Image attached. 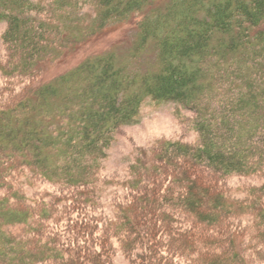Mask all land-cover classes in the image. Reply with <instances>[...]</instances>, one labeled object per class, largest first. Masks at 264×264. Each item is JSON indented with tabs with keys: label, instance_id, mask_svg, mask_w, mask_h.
<instances>
[{
	"label": "trees",
	"instance_id": "trees-1",
	"mask_svg": "<svg viewBox=\"0 0 264 264\" xmlns=\"http://www.w3.org/2000/svg\"><path fill=\"white\" fill-rule=\"evenodd\" d=\"M137 17L122 57L109 51L49 82H33L43 63L71 57L108 27ZM0 23L13 61L4 72L31 81L13 103L0 106V264L65 257L64 264H81L55 238H43L46 218L34 219L33 210L19 204L12 181L28 172L27 179L90 185L114 134L135 123L146 99L190 112L198 138L195 145L163 143L154 159L160 168L171 166L185 178L195 166L224 176H264V0H0ZM189 183L188 192L180 187L175 197L167 189L166 200L192 211L222 208L209 188ZM259 217L264 228V211ZM212 218L204 216L218 219ZM19 226L28 228L22 237L7 230ZM125 229L137 232L129 240L160 241L153 227L149 235ZM149 253L155 264L162 262L156 249ZM241 262L237 252H224L195 264Z\"/></svg>",
	"mask_w": 264,
	"mask_h": 264
},
{
	"label": "rangeland",
	"instance_id": "rangeland-1",
	"mask_svg": "<svg viewBox=\"0 0 264 264\" xmlns=\"http://www.w3.org/2000/svg\"><path fill=\"white\" fill-rule=\"evenodd\" d=\"M138 19L108 27L97 41L71 57L43 63L33 82H49L84 59L109 51H116V55L122 57L132 46ZM5 29L6 25L0 23V106L13 103L31 82L27 83L24 76H8L4 72L7 63L13 62L2 41ZM192 121L193 115L176 104L146 99L135 123L119 128L114 134L90 185L66 187L39 178L27 179L28 172H25L12 181L23 198L19 204L31 208L34 219L45 217L43 238H55L78 254L81 264H155L156 260L149 256L153 249L162 259L159 264H195L207 254L218 256L224 252H237L241 264H264V244L261 243L264 239L259 238L264 233L259 219L264 211L263 175L224 176L195 166L189 167L185 178L176 176L171 166L162 169L155 163L163 143H197ZM190 181L198 187L209 188L214 197L221 198L225 209L208 206L192 211L177 201L166 200L167 189H173L175 197L180 187L183 193L188 192ZM2 192L0 190V197ZM153 197L158 198L156 204L150 202ZM258 200H261L260 208L256 206ZM211 208L215 211H210ZM198 212H202L203 219L198 217ZM209 215L218 219L206 222L204 216ZM126 224L145 235H149L153 227L160 241L155 246L146 243V239L129 240L137 232L129 233ZM7 230L11 235L22 237L28 228L19 226ZM48 232L53 235L47 236ZM63 260L68 262L66 257Z\"/></svg>",
	"mask_w": 264,
	"mask_h": 264
}]
</instances>
